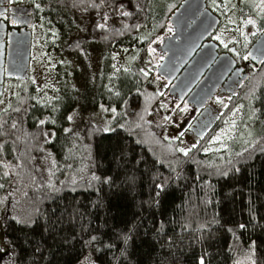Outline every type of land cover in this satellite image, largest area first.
I'll return each instance as SVG.
<instances>
[{"label": "trees", "instance_id": "16d2710c", "mask_svg": "<svg viewBox=\"0 0 264 264\" xmlns=\"http://www.w3.org/2000/svg\"><path fill=\"white\" fill-rule=\"evenodd\" d=\"M156 1L41 0L61 53L97 47L127 66L96 74L83 99L58 77L22 88L0 116L12 264H264V61L220 117L241 103L250 136L206 152L209 132L180 151L150 120L159 95L139 69L181 0ZM76 16L91 19L89 41L65 47ZM100 105L116 110L108 127L92 119ZM76 108L84 118L72 130Z\"/></svg>", "mask_w": 264, "mask_h": 264}, {"label": "rangeland", "instance_id": "374dc122", "mask_svg": "<svg viewBox=\"0 0 264 264\" xmlns=\"http://www.w3.org/2000/svg\"><path fill=\"white\" fill-rule=\"evenodd\" d=\"M241 1V0H239ZM157 6L161 3L172 6L175 0H160L156 1ZM245 3H239L238 0H212L211 10L217 13L220 17V23L213 35L212 40L218 43L221 47H226L236 40L242 38L244 41L252 39L258 35L259 19L263 15L264 0H245ZM208 3V0H207ZM211 4V3H210ZM250 5V7H249ZM208 7V6H207ZM209 8V7H208ZM78 30L74 34L64 38L65 47L76 41L87 42L90 38L91 19L75 17ZM38 31H42L45 36V44L42 43L36 49L33 65H31L30 77L27 81L9 83L7 90L0 97V116L7 110L14 100L18 91L22 88L34 86L36 91L41 92L48 86H55L56 77L59 78L58 89L68 88L69 86L77 90V95L82 99L87 96V92L92 90L95 85V75L101 72L109 75L117 67L122 71L127 65H109L106 55L103 56L100 49H87L81 54L70 55L64 53L59 46H55L58 38L54 35L55 29L49 26V23H43L37 27ZM173 28L169 22L165 24L162 34L156 36L147 47V55L144 64L139 69L146 75L149 82H152L159 95L157 108L150 115V120L162 128V135L165 139L175 141L177 147L182 152H187L194 148L200 140H202L210 132L205 147L206 152H216L227 149L231 143L238 139H246L250 136L244 124L243 107L238 103L233 110L226 115L221 121L220 117L231 99L228 94H217L211 99L212 111L218 115L215 124L211 130L203 135L199 131H194L190 128L193 120V109L187 104H180L176 97L172 96L168 91V85L165 80L157 73V68L162 59L161 45L163 40L173 35ZM58 42V41H57ZM93 43V42H91ZM90 45H88L89 47ZM92 47V45H91ZM73 57V58H72ZM123 63V61H122ZM109 65V66H107ZM108 69V70H107ZM113 70V71H112ZM103 73V74H104ZM116 110L100 105L96 112H93L92 119L96 122H101L107 127L113 121ZM84 115L82 110L75 109L70 116V129L74 130L79 125ZM218 122V123H217ZM213 127H215L213 129ZM54 158L50 161V165H46L47 171L54 166ZM2 164H0V167ZM10 170L11 168L8 167ZM3 170L0 168V264H12V258L8 252L4 240L5 219L8 214L7 203H5V194L2 192L4 188ZM70 173L68 176L74 178ZM81 264H87L81 263ZM245 264H247L245 262Z\"/></svg>", "mask_w": 264, "mask_h": 264}, {"label": "water", "instance_id": "95a60500", "mask_svg": "<svg viewBox=\"0 0 264 264\" xmlns=\"http://www.w3.org/2000/svg\"><path fill=\"white\" fill-rule=\"evenodd\" d=\"M169 23L174 33L165 38L161 45L164 58L158 66V74L168 78L167 73H179L170 90L182 92L187 102L201 108L217 88L231 82L230 75L241 71L236 68L231 55H236L237 51L231 47L229 53L219 54L218 44L208 40L218 27L220 18L207 7V0H181L170 15ZM29 56L27 45V61ZM247 58L252 63L251 68L264 61V30L248 49ZM28 66L25 65L26 71ZM202 75L203 79L195 85ZM168 79L171 81L170 77ZM3 80L4 77L0 75V97L4 93Z\"/></svg>", "mask_w": 264, "mask_h": 264}, {"label": "flooded vegetation", "instance_id": "af4514ba", "mask_svg": "<svg viewBox=\"0 0 264 264\" xmlns=\"http://www.w3.org/2000/svg\"><path fill=\"white\" fill-rule=\"evenodd\" d=\"M37 5H39V7H37ZM44 11L41 0H0V75L4 77V93L9 83L29 80L36 49L40 47L42 43L45 44L44 34H42V31L37 30V27L42 26V22L44 21ZM263 30H260L258 35L253 36L252 39L248 41H244V39L240 38L226 47H221L217 43L219 54L229 53L231 47L235 48L237 54L231 55L235 59L236 68L241 69V71L234 72L233 76L230 75L231 82H229L227 86L222 84L217 88L215 94L201 108H197L195 104L187 102L186 96H184L182 92L170 90L179 73L176 75L167 73L171 81H169L167 77L160 75L168 85L167 91L172 96L176 97L180 104L184 103L192 107L193 120L190 128L194 131H199V133H203L204 135L209 132L215 124L218 115L212 111V98L217 94H228L232 98V96L237 93L239 87L247 77V68H251L250 65L252 64L248 58L245 59V57H247V51ZM208 40H212V38L210 37ZM27 45L30 51L28 61L26 57ZM162 55L161 61L164 58L163 52ZM25 65H29L27 71L25 70ZM183 68L184 67H181V69ZM244 76L245 78H243ZM203 77L204 75L198 79L195 85L198 84Z\"/></svg>", "mask_w": 264, "mask_h": 264}, {"label": "snow or ice", "instance_id": "6c2138e0", "mask_svg": "<svg viewBox=\"0 0 264 264\" xmlns=\"http://www.w3.org/2000/svg\"><path fill=\"white\" fill-rule=\"evenodd\" d=\"M37 7H39V5H37ZM245 59H247V57H245ZM241 227H243V225H241ZM200 264H204L203 259L200 261Z\"/></svg>", "mask_w": 264, "mask_h": 264}]
</instances>
